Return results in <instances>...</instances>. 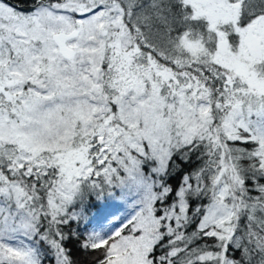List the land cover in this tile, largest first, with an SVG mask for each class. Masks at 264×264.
<instances>
[{"label":"snow or ice","instance_id":"6c2138e0","mask_svg":"<svg viewBox=\"0 0 264 264\" xmlns=\"http://www.w3.org/2000/svg\"><path fill=\"white\" fill-rule=\"evenodd\" d=\"M0 264H264V0H0Z\"/></svg>","mask_w":264,"mask_h":264}]
</instances>
